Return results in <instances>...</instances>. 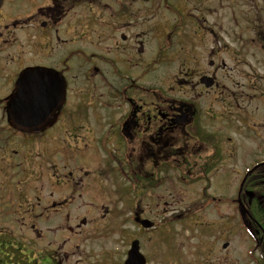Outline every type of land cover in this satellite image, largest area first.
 I'll return each mask as SVG.
<instances>
[{
    "label": "flooded vegetation",
    "instance_id": "af4514ba",
    "mask_svg": "<svg viewBox=\"0 0 264 264\" xmlns=\"http://www.w3.org/2000/svg\"><path fill=\"white\" fill-rule=\"evenodd\" d=\"M260 67L264 0H0V264H264Z\"/></svg>",
    "mask_w": 264,
    "mask_h": 264
},
{
    "label": "water",
    "instance_id": "95a60500",
    "mask_svg": "<svg viewBox=\"0 0 264 264\" xmlns=\"http://www.w3.org/2000/svg\"><path fill=\"white\" fill-rule=\"evenodd\" d=\"M32 70H28L26 72L23 73V75L21 76L18 85H19V91L16 93V95L13 97V100L11 102V104H14V112L12 113V117L15 121V123H17L19 126H40L42 123H44L46 120L49 119V115L51 114V112H53L55 110L56 107H51L50 102L41 100L40 103L34 104L32 105L34 99H30L26 88L27 86H29V84L26 82L27 78L29 77L30 73ZM45 85V84H43ZM63 88L65 89V86L63 85ZM64 96V95H63ZM62 96V97H63ZM45 97V96H44ZM43 98V97H41ZM31 100V106L25 102L26 100ZM53 106V104H52ZM16 107H20L21 110L23 109H31L34 111H40L41 109L44 110L45 112L42 114V116L38 115H28L25 114L23 111H20L19 109H17ZM16 110V111H15ZM19 110V111H18ZM46 114V115H45ZM146 225V224H145ZM127 264H145L143 256L140 254L138 246L134 245L130 255H129V259Z\"/></svg>",
    "mask_w": 264,
    "mask_h": 264
},
{
    "label": "rangeland",
    "instance_id": "374dc122",
    "mask_svg": "<svg viewBox=\"0 0 264 264\" xmlns=\"http://www.w3.org/2000/svg\"><path fill=\"white\" fill-rule=\"evenodd\" d=\"M223 4H224V7H227L226 2H224ZM218 7H220V6L217 5L216 8H218ZM233 7L237 8V13L239 14V23H240V25L245 26L244 24H242V19H245V17H246L245 15L247 13V7L243 6V4L241 5L239 3L237 5H232L231 11H229V10H227L226 12H224L223 10L221 11L223 14H225V16H222V23H223L224 29H230L231 28L230 27V20H231V14H233V12H234ZM218 9H220V8H218ZM212 10H214V9L212 8ZM213 14L215 15V13H213ZM215 16H213L214 18H211V17L209 18L210 23L213 24L215 22V20H216ZM208 24H209V22H208ZM257 58H258L259 61H261L262 56L260 54H257ZM256 69H257V71L255 72V75H256L257 78H259L261 76H264V73H263L264 69L262 67L256 68ZM247 70L248 69H246V67L244 69H239L238 72H237V70H232V69L231 70H226L224 75L226 73H228V75H230L231 79H230V83L229 84L233 83V80H234V85L236 83H240V84L243 85V84L246 83ZM255 83L258 84L260 82L255 80ZM175 214L177 215V212H175ZM159 215H160L159 219H161L163 217L171 216L172 213H171V211H169V213L168 212L163 213V208L161 207L160 211H159ZM209 216L210 215H207V220L211 219ZM18 218H19V215H16V214H11L10 215V231H13L16 234V237H15L16 240H19L18 237H19V235L22 232H26V229L23 227L24 225H11V222H16ZM192 222H195L194 218L192 219ZM43 226L47 227L48 229H50V228H52V229L54 228L55 229V225H43ZM1 227H2V225H0V228ZM49 232H50V234L48 235V237H49V239L51 238L50 242L54 243V247H52L51 249H54L55 247H57V246H55L56 245V243H55V232H54V230L49 231ZM47 244H49V240H48ZM98 246L100 247V245L95 243V245L88 246V247L89 248L93 247V248L97 249ZM108 247L112 248L113 247V242H111L110 246H108ZM152 264H154V262H152Z\"/></svg>",
    "mask_w": 264,
    "mask_h": 264
}]
</instances>
